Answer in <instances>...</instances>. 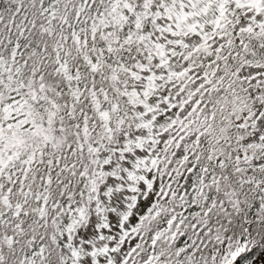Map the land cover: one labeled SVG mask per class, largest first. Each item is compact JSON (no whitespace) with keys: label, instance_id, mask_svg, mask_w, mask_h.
Segmentation results:
<instances>
[{"label":"snow or ice","instance_id":"6c2138e0","mask_svg":"<svg viewBox=\"0 0 264 264\" xmlns=\"http://www.w3.org/2000/svg\"><path fill=\"white\" fill-rule=\"evenodd\" d=\"M264 0H0V264H264Z\"/></svg>","mask_w":264,"mask_h":264},{"label":"rangeland","instance_id":"374dc122","mask_svg":"<svg viewBox=\"0 0 264 264\" xmlns=\"http://www.w3.org/2000/svg\"><path fill=\"white\" fill-rule=\"evenodd\" d=\"M261 259H264V256H262Z\"/></svg>","mask_w":264,"mask_h":264}]
</instances>
